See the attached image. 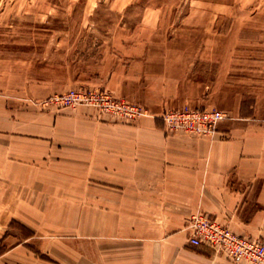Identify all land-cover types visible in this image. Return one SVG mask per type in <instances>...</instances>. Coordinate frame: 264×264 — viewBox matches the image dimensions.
<instances>
[{
  "label": "crops",
  "instance_id": "1",
  "mask_svg": "<svg viewBox=\"0 0 264 264\" xmlns=\"http://www.w3.org/2000/svg\"><path fill=\"white\" fill-rule=\"evenodd\" d=\"M208 48L136 44L114 56L105 85L148 111L133 123L24 104L0 64V264H249L188 242L195 212L264 242V82L242 107L230 59ZM180 104L227 117L211 136L168 131L160 113Z\"/></svg>",
  "mask_w": 264,
  "mask_h": 264
},
{
  "label": "rangeland",
  "instance_id": "2",
  "mask_svg": "<svg viewBox=\"0 0 264 264\" xmlns=\"http://www.w3.org/2000/svg\"><path fill=\"white\" fill-rule=\"evenodd\" d=\"M119 1L0 0V64L7 88L22 103L44 111L92 106L48 101L72 90L106 89L115 98L139 104L119 97L104 83L114 56L136 44L144 51L156 46L168 51L207 45L210 51L224 52L231 62L227 81L240 83L242 107L255 94L249 85L264 82V0ZM147 7L156 9L144 12ZM175 36H208L210 42L171 39ZM149 37H160V42ZM55 219L48 214L44 225ZM14 226L23 236L31 231L19 222Z\"/></svg>",
  "mask_w": 264,
  "mask_h": 264
},
{
  "label": "built area",
  "instance_id": "3",
  "mask_svg": "<svg viewBox=\"0 0 264 264\" xmlns=\"http://www.w3.org/2000/svg\"><path fill=\"white\" fill-rule=\"evenodd\" d=\"M48 101L51 104L72 107L77 104L92 105L101 113L116 116L125 121H133L148 114L143 105L115 98L106 89L72 90L64 94L53 95ZM160 117L168 131H184L211 136L216 131L218 121L226 118L227 114L218 108L185 104L163 110ZM186 224L190 244L205 245L214 252L223 253L232 259H244L249 264H264V242L261 239L237 234L215 217L203 212L190 215Z\"/></svg>",
  "mask_w": 264,
  "mask_h": 264
}]
</instances>
